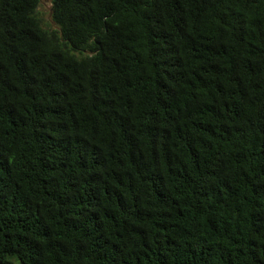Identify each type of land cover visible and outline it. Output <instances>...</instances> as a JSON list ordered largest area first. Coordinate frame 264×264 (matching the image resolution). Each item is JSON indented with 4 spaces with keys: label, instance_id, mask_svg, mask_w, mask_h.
Instances as JSON below:
<instances>
[{
    "label": "trees",
    "instance_id": "obj_1",
    "mask_svg": "<svg viewBox=\"0 0 264 264\" xmlns=\"http://www.w3.org/2000/svg\"><path fill=\"white\" fill-rule=\"evenodd\" d=\"M0 0V264H264V0Z\"/></svg>",
    "mask_w": 264,
    "mask_h": 264
},
{
    "label": "rangeland",
    "instance_id": "obj_2",
    "mask_svg": "<svg viewBox=\"0 0 264 264\" xmlns=\"http://www.w3.org/2000/svg\"><path fill=\"white\" fill-rule=\"evenodd\" d=\"M37 12L43 22L53 26L50 20V0H39Z\"/></svg>",
    "mask_w": 264,
    "mask_h": 264
}]
</instances>
